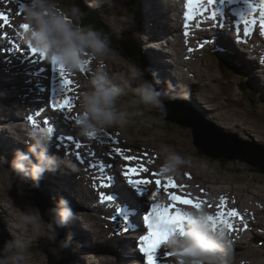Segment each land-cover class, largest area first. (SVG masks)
<instances>
[{"label":"clouds","instance_id":"clouds-1","mask_svg":"<svg viewBox=\"0 0 264 264\" xmlns=\"http://www.w3.org/2000/svg\"><path fill=\"white\" fill-rule=\"evenodd\" d=\"M112 0H91L90 8L111 6ZM22 24L20 36L29 48L36 49L50 63L62 66L68 74H79L88 68L90 75L87 86L81 92L77 109L79 119L75 121L79 136L88 138L91 133H103L109 129L125 130L137 123L138 117L147 125L152 118L146 113L167 114L165 102L180 99L171 81L161 80L151 68L135 64L122 67L121 71L109 70V64L116 63L110 37L91 25L82 23L85 11L75 2L69 7L65 0H22ZM106 13L102 12V18ZM264 40V36H262ZM250 59L257 60L264 72V47L253 46L248 51ZM91 60L92 65L85 61ZM151 77L150 79L148 77ZM27 150L15 149L10 167L0 160V167L7 170L12 184L16 183L20 193L24 187L36 189L46 172L54 173L61 167L73 172L76 164L66 155L51 151L54 128L48 124L22 127L21 132L10 131ZM22 133V134H21ZM161 171L179 176L181 170L193 162L175 149L161 145ZM9 214L6 230L10 239L0 246V264H28L30 247L34 239L48 243L49 252L59 261L70 246L69 233L60 238V230L77 220L70 202L60 196L55 206L41 213L34 204L23 208L4 205ZM187 219L182 232L169 236L163 247L173 253L171 264H232V241L226 229L213 226L209 220L212 213L206 208H186ZM45 216L47 219H45Z\"/></svg>","mask_w":264,"mask_h":264},{"label":"bare ground","instance_id":"bare-ground-1","mask_svg":"<svg viewBox=\"0 0 264 264\" xmlns=\"http://www.w3.org/2000/svg\"><path fill=\"white\" fill-rule=\"evenodd\" d=\"M169 1H171V0H169ZM155 2H158V0H155ZM172 2L175 3L174 0H172ZM175 5H176V3H175ZM213 9H214V7L211 6V10H213ZM209 12L210 11L205 12L206 20L209 19ZM0 13H3L4 15H6L8 17V21H9L8 24L11 23L13 16H14V13L7 14V13L2 12V10H0ZM173 13H174V15H176L178 17L179 22L176 24V27L179 30L173 32L172 40H174L173 41L174 46H175V44H177V46H179L178 43H176L177 42L176 39H177L178 35L180 34V30L183 29V27L180 25V21L183 22L184 26L185 25L189 26V25H187L188 19L185 18L183 10L180 8L179 5H177L173 9ZM211 15H212V11H211ZM228 16H229V14L227 13L226 16L223 17V21H226L228 19ZM257 17H259V15ZM201 18H203V17H200L198 20L196 19V22H198V24L202 28L205 29L206 26L208 25V23L203 25V23H201L202 22ZM168 21L170 22L171 20H169V18H168ZM171 22L173 23V21H171ZM21 24H22V22L18 25V27H20ZM208 26H212L213 28L216 27L215 24H212V25L210 24ZM18 27L14 25L13 29H10L7 26V24H5L3 21H0V34L2 35L6 32L9 33L12 31L14 34L13 33H10V34H13L15 37V38H12V36H9V35L8 36H6V35L0 36V38L3 39L4 43H5V47L0 46V53L7 52V54L4 56L0 55V65L3 64L6 66H9V65L18 64V67H24V62H25L24 56H28L29 60L33 63V58L35 57V55L32 53V51H30L29 49H27L26 47L21 45V44H23V41L21 42V44L16 42L19 39H22L20 36V31L22 28H18ZM256 29H257V32L260 31L258 28H256ZM209 35L211 36V34H209ZM219 35L220 34L212 33V36H219ZM139 38L142 39L141 35L139 36ZM156 44L158 45V43H156ZM173 50L175 52H177V54H175V55L178 56L180 50L177 47L173 48ZM14 51H16L18 53L15 54ZM158 51L162 52L163 50L161 49ZM159 52H156L155 54L152 53V63H153V60L156 59L155 61H156L157 65L159 66L161 71L164 70V71L171 72V71H169V69L171 68L170 64L167 65V63H168L167 57L162 58L164 56L163 55L159 56V54H161ZM37 57H38V59L34 63L35 65H34V68L32 70V75L36 76V80H34V83L36 84V87H39L40 92H39V89L36 88L35 92L31 93V96L33 94H36L39 96V94H40L41 99H42V101H41L42 104H36V103L30 101L31 97L26 98L27 103L29 102L28 107L23 108V109L15 107L14 111L16 114H15V118H12V120L14 121V123H20L23 126V125H25L24 123H26V125L29 123L33 124L32 120L29 119L31 117V118H34L37 121H39L37 124H40V125L48 124V125L52 126L54 128V130L60 134L63 141L68 143L70 145V147L72 148L73 151L69 150V151H66L65 153H63V151L60 150V155L61 156L66 155L68 158H70L76 164L77 170L75 172H73V171L63 167L62 173L58 169L54 173L46 172L45 173L46 178L43 177L45 182H48L52 186V188H55V191H56V186L58 184V185L63 186L65 189L66 188L69 189L72 193L73 188H71V187L69 188L68 186H71V183H73V180H76L77 177L79 180H82L85 177L86 180H88V182H90L92 185L100 186L101 183L107 182L109 177H112V179H113V177L115 175L114 171H117V169H118L121 172L122 178L126 181H128L129 178L146 179V180L152 181V184L147 185V186H142V187H147L148 192H151L156 196L155 202H157V203H165V204L171 203V201L169 200V198L167 196V192L170 191L173 194L180 195L182 197V199H192L195 202H203L202 207H206L212 213L213 216H217L221 212L228 213V212H231L233 210L236 211L237 215L226 217L231 222V224L233 225L232 229H229V228L224 227L223 225H220L221 227H224L226 229V231L228 232V234L230 236V239H232V235H234V238L237 239L236 241L232 242V246H234L236 244V242L241 243L232 250V253H234V252H240L241 253L243 247L246 246L247 241L250 238L249 233L252 232L253 230H258L259 228L264 227L263 219L260 217L261 215L264 214V206L259 208L258 210L257 209L253 210L250 206H248V205L254 204L253 198H255V197L245 195V194H247L246 192L242 196H240L238 194V192L232 188L230 189V191H229V188L223 189L220 192L221 194L217 195L216 191H215L217 189H215L213 187L211 188L208 186V185H215L216 182L210 183L207 180H203L202 182L198 181V179L201 178V176L199 175V173L197 171H195L189 167H188V169H186L184 167L181 170V174L179 176L165 174L164 172L161 171L162 161L160 163H158L153 158V156H155V154H159V149H157L158 147L157 148L152 147V149H151V148H146L143 146L139 149V151L141 152V155L130 154L126 150H124L125 148L120 146V143H122L123 140L129 141V139L125 136V134H121L123 132H120L118 129L117 130L116 129H109L106 132L99 133V134H97L96 138H89V137L84 138V137L79 136L76 132L75 121H76V118L79 116L77 104H78V100L80 98V93L79 94H75V93L83 90V84L80 82L79 79L72 78V77H70V75L68 73H66V78L71 81V84L69 86L70 90L64 92L63 97L70 99L73 107L71 108L70 111L65 110V111L61 112V111L54 109V112H53V110H52V112H50L48 106L52 105L51 101L47 102L46 105L43 102L44 95H45V93H44L45 87H44L43 83H45V81H46L45 80L46 59L39 56L38 54H37ZM238 58L241 60V63L244 65V63L242 62V61H245L243 59V57H238ZM86 64L91 66L92 62L90 60H88ZM153 69L157 73V76H158V72H157L154 64H153ZM192 71H194V70H192ZM84 72H85V77L88 78V75H90V71L88 70V68H86L84 70ZM179 73L180 72L177 73L175 71L171 72V74H173L177 78L170 77L168 80L173 81L175 83V92L176 93L181 95V93L184 92L181 95V97L183 98L185 95H187V92H188V91H186L187 84H185L181 79H179ZM12 75L14 76V79L6 81L5 84L10 83L9 84L10 87L12 89L13 88L16 89L22 83H20V81H17L18 80V74L16 71H13ZM183 75L184 74L180 73V78H182ZM40 79H42L41 81H43V83L39 82ZM60 80H61V78L59 79V81ZM164 82H165V80L162 81V83H164ZM244 83H246L247 85L250 84L249 82H244ZM23 85L26 87V86H29L30 83H27L25 81L23 83ZM7 87H8V85H7ZM182 90H185V91H182ZM22 92L24 94L28 93L26 91H22ZM45 97H48V93H46ZM262 97L264 99L263 93H262ZM15 98H16V96L14 97V101H12V103L15 102ZM51 99H53V98H50V100ZM57 99H60V97L57 96ZM20 102H24V99H21ZM1 104H2V101H0V105ZM2 105L5 107L8 106V104H2ZM34 105H40L39 108L37 109L39 116L37 115L38 113H34L35 111L32 110ZM213 110H216L219 113L218 109H213ZM196 112L198 114H200L201 116H203L207 122L214 124L218 130L221 129L220 126L216 125L217 124L216 122L209 120L210 116H211L209 113L205 114L208 117L207 118L206 116H204L202 114V112H200V111H196ZM151 114L157 115L156 113H152V112H151ZM220 116H222L225 121L228 120L227 121L228 123H229V121L235 120L232 115L221 113ZM42 119H45L46 121L45 122L40 121ZM162 120H165V119H162ZM165 123L169 126H173V125L179 126L178 123H174V124H173V122H171L172 124L169 122H165ZM237 128H244V130L246 132H248L252 135L256 134V131H254L252 128H250V130L254 131L255 133L250 132L248 130L247 125H245L244 123L240 122L238 124V121L236 122V125L234 126L233 130H235ZM9 131H10V128H9ZM10 134L12 135L11 132H10ZM12 137H13V135H12ZM54 139H55V135L53 134V140ZM89 139H92L95 142L94 143L88 142L87 140H89ZM100 140H104L105 143L101 144ZM13 141L16 145V148L21 149L18 141L14 138H13ZM191 141L195 144L194 137L191 138ZM240 141L244 143V141L242 139H240ZM57 142H58V144L62 143L60 141H57ZM7 143L9 145L12 144V142H10V141H8ZM116 148L121 149V151L123 152V156H119L115 151H113ZM155 149H157V150H155ZM26 150L27 149H25V151ZM125 156L132 157L133 159L126 160V159H124ZM216 160H218L220 163H226L225 162L226 160L222 159V158H219V159L216 158ZM92 165H96V166L93 167ZM100 165L105 166L103 172H101V170H100ZM221 165H224V164H221ZM142 166L148 168L149 171L147 173H144L141 171V172H137L135 174H133L130 171L131 169L141 168ZM68 171H71V172L68 173ZM65 172L67 173V175L72 176L71 182H70L69 177L67 175H65L66 174ZM125 172H128L127 176L124 175ZM2 173L4 174V178L8 176V173H4V172H2ZM86 174H89L90 176H92V181L86 176ZM157 174H159V175H157ZM168 177L173 178L177 187H175V188L165 187V188H163V191L165 192V194L160 195L159 193L156 192L155 181L157 179H159L161 181V185L164 186V185H167ZM4 178L2 180V183H3V181H4V183H6V179H4ZM8 178L10 180L9 176H8ZM56 179H60V180H58L59 182H57ZM245 188H247V187H245ZM4 189H5V187H4ZM131 189H133V188L131 187ZM124 190L126 191V189H124ZM59 191L61 193V190H59ZM62 193L64 194V196L68 197L69 199L73 198L72 194L69 193V191H64ZM190 194H192V195H190ZM143 197H144L145 201L153 202L152 197L148 196L147 192H145L143 194ZM221 197L224 198L226 203L221 201ZM57 198H59L58 195H57ZM57 198H55V199H57ZM92 199L94 200V202H96V201H97V203L99 202L97 197L94 195H92ZM139 200H142V199H139ZM139 200L138 201L136 200L137 204L139 205V204L143 203V206L147 212L149 209L148 205L144 204L143 201H139ZM114 202L117 203V201H114ZM124 202H128V199H125ZM128 206H130V205H128ZM71 207H74V206L72 205ZM133 207L134 206H132V208ZM179 207L186 209V208H190L191 206L179 204ZM132 208H126L125 207V208H122L119 210V211L127 214L128 217L130 215L131 218L127 219L124 222L120 221L119 219L116 220L113 223V225L116 226L114 230L119 228L120 231H123L127 234H129L131 232L133 222L135 221V219H134L135 217L133 216V209ZM75 210L76 209H74V212H75ZM76 212H77V214L80 213L79 210H76ZM87 212L88 211H85V213H87ZM239 214H240V216L238 218ZM82 215H83V212H82ZM242 215H245V217H246V219L244 221L241 220ZM80 222L81 223H79V224L77 223V224H78L79 228H80V226L82 228L83 222L81 220H80ZM142 228L143 229H141V232H142L141 234H143L146 231L145 230L146 226H143ZM83 234H84V238H88L90 240V245L92 247H99V245H97V241H94V238H93L94 235L88 234L89 236L88 235L86 236V234L82 232V235ZM94 237H95V240H97L96 239L97 236H94ZM137 237H140V236L137 235L136 238ZM137 242H135V244L136 243L138 244V248L140 250V239H138ZM131 243H132V240L129 238H128V240L124 239V238L118 239L117 237L111 238L110 235H108V239L106 241V247H108V246L113 247V245H114L115 251H113V252L115 254V258H113V260H112L113 262L115 261L114 264H119V263H117V261H118L117 259H119V258H121V264H126L124 258L129 259L128 255H126V254H127L128 248L131 245ZM248 247L250 248V246H248ZM248 247H246V249ZM253 247H255V246H253ZM261 249L264 251V247L261 246ZM138 252H136V253H138ZM165 252L162 249L160 251H158V253H165ZM240 253H238L235 257H233L232 264H249V262L245 261L244 259H242V260L238 259V255ZM139 256H140V254L136 255L137 264H139ZM105 257L107 258L108 255L106 254ZM158 258H159V256L157 254V259ZM159 260H160L161 264H171V262H169L165 259H159ZM108 263L112 264L111 261H109ZM254 264H258V263L254 262Z\"/></svg>","mask_w":264,"mask_h":264},{"label":"rangeland","instance_id":"rangeland-1","mask_svg":"<svg viewBox=\"0 0 264 264\" xmlns=\"http://www.w3.org/2000/svg\"><path fill=\"white\" fill-rule=\"evenodd\" d=\"M13 1H11L10 3H13ZM118 2H119L118 0H112V3H111L112 9H115V6ZM121 5L122 6H121V8H119V10H121L125 14L126 13V9H125L126 6L122 3H121ZM155 5L158 6L156 4V2H155ZM104 7L101 8V13H102ZM164 11H165V9H164ZM166 14H167V12H166ZM168 16H170L169 20H171V18L173 17V14L169 13ZM100 17L102 18V16H100ZM102 19L106 23L105 20L109 19V18L103 17ZM112 21L115 23L118 30H123V29H126L128 27V24H124L122 22V18H120V17H118V18L112 17ZM163 21L165 23H169L168 18L163 19L162 21H159L158 31L161 34H164L166 32V27H165L166 25L161 24V22H163ZM108 24H109V27L111 28L112 22L108 23ZM106 25H107V23H106ZM135 26H136V23L134 22L133 26L131 27V30H133L135 28ZM107 27H108V25H107ZM141 38H142V40L147 39L145 34H142ZM146 49L148 51V55L151 58V60H152V53L155 54L156 52H159L156 49L154 51V48L153 47L150 48L148 45H146ZM161 55L164 56L162 58L167 57V59H168V56L165 55L164 53L159 54V56H161ZM178 56L174 55V57H178ZM239 57H241V56H239ZM205 59H206L205 57L204 58L202 57V60H205ZM155 60H153V64H154V66L158 72L159 79L161 80V82L163 80L169 81L168 79L171 77V72L164 71V70L161 71ZM238 60L241 62V60L239 58H238ZM126 62H128V61H126ZM242 62L244 63L245 61H242ZM113 64H115L117 67V68H113V70H112L113 72L121 71L122 67L125 66L117 60H116V63H113ZM167 65H169V63H167ZM234 65L236 66L237 64L235 62H232V61H231V63H229L230 68L234 67ZM217 70H218V68L213 67V69H210V72L216 73ZM186 72L187 73H185L182 76V78H180V73H179V79H181L185 84H187L186 91H188V92L197 91L201 87V83H199L200 87H198V84L196 83V77L198 75L197 72L192 71V70H189V71L186 70ZM247 72H249V70H247ZM231 75H233V74H230L229 72L224 71V74L221 75L223 77L224 82H225L224 83L221 79H218L219 73L217 72L215 74V77L217 78V80H216L217 84L213 88L214 94L217 95L220 90L224 91L223 90L224 87L221 89V86H225V84H226V86H228L225 89V91L229 92V81L231 80V77H230ZM202 77H206V75L204 72L200 71L199 78H202ZM12 78H14V76ZM83 81L85 82L83 85L87 86V79H83ZM171 83H172V85L175 86V83L173 81H171ZM9 84H8V87L11 88ZM233 84L234 83L232 82V84L230 85V89L233 88ZM252 89L256 92L255 97H259L258 89L255 86L252 87ZM1 91H2V88H0V92ZM182 91H185V90H182ZM235 91L236 92L228 99V102L229 101L233 102L234 106H232V107H229L227 105H219V104L213 102L211 99H208V101L204 102V104H206L208 106V109H205L207 107L198 108V106H200L201 104L196 103V100H195L196 94H194L193 99L190 102V106H192L196 111L202 112V114L204 116H206L205 115L206 113H209L211 115L210 119L212 117L214 120L217 121L216 125H218L220 127L222 125L226 128L224 131V133L226 135H228L229 133H235L245 143L255 144L264 150V110H261V113H258L257 110L255 111L254 109H251V106L249 104V99L245 98L244 94L241 93L240 90L237 89ZM5 92L10 93L9 90H7V89L5 90ZM80 92L81 91H78L75 94H79ZM183 93H181V95ZM213 93L210 94L211 97L215 96ZM17 102H18V98H15V102H13V105L14 106L17 105ZM213 109H218L219 113H218V111L213 110ZM252 110L255 113H253ZM221 113L232 115L235 120L229 121V123H228L227 121H225L223 119L222 116H220ZM146 115L150 116V117H151V115L153 116V117H151L152 120L149 124L145 125V124L141 123V121L144 120L145 118L144 117H138L137 123L135 125L130 126L125 130H119L118 129L120 132H123V134H125V136L129 139V141L123 140V142L120 143V146L125 148L124 150H126L128 153L133 154V155L134 154L141 155V152L139 151V149L143 146L146 148H151V149H152V147H154V148L158 147L157 149H159V147L161 145H167V146L175 149L177 152H179L181 155L185 156L186 158H189L193 162V165L190 166L189 168H191V169H193L199 173L201 178H199L198 181L202 182L203 180H207L210 183L216 182L215 185H208V186L211 188L213 187V188L217 189V190L214 189L217 192V195L223 189L229 188V191H230V189L232 188V189H235L240 196H242L246 192L247 194H245V195L255 197V198H253V200H254L253 205L247 204L253 210H255V209L258 210L259 208L264 206V173L253 171L251 169V165L244 163L240 160H236V161H228L227 160V161H225L226 163H220V162L218 163V161L216 159L206 158L204 160V159H199L196 156L194 157L193 155H191L192 151L195 152L194 149H192V147L190 149H188V144H186V141H188V139H189V135L186 132H189V134L192 135V133H190L191 132L190 129H189V131L184 130V129L181 130L179 128V126L167 125L165 122H162V119H160L156 115H153L151 113H146ZM0 119H3V117H0ZM159 119H160V121H158ZM236 120L238 121V124L241 122V123H244L245 125H247L248 130L250 132L255 133L254 131H256V134L252 135V134L246 132L244 130V128H237V129L233 130V128L237 122ZM156 121H158V122L156 123ZM250 128H252L254 131L250 130ZM180 144H181V147L182 146L184 147L183 150L180 148ZM157 149H155V150H157ZM160 157H161L160 154H155V156H153V158L158 163H160L159 161H162V159ZM221 164H224V165H221ZM5 167H6V164H5ZM185 168L188 169V166H186ZM2 171L5 172L7 170L6 169L0 170V174L4 178V174L2 173ZM45 175L46 174H44L43 177L46 178ZM2 177H1V181L3 180ZM4 179H6V183H4V181H3V184L7 187V190L5 187V190H6L5 195L0 198V214H1V216L5 215L4 210H3L5 202L2 199L6 198V194H9L14 189L13 184H12V182L9 181L8 176L5 177ZM58 180H60V179H56L57 182H59ZM72 185H73V183H71V186H68L69 188L70 187L73 188L72 193L69 189H67V188L65 189L61 185H58L60 188L58 186H56V191H55V188H52L54 194L56 195L55 198H57V195H58V197L62 196V195H60L59 190H61V193L64 191H69V193H71L72 196L75 194L77 195V189L75 187H73ZM245 187H247V188H245ZM190 195H192V194H190ZM65 198L69 200L71 206H72V203L74 204L73 205L74 207H72L73 211H74V209L79 210L78 201L76 199L71 198L72 199L71 200L66 196H65ZM9 199L16 200L17 203H19L20 206H22V207L25 206V203L22 201H28V202L37 206V204L33 200L22 198L16 194L12 195L11 198H9ZM76 210L74 213L77 214ZM79 212L80 213L77 214V217L79 220L77 219V220L73 221V223L76 227L71 226L72 227L71 228L68 225V228H66L68 230V232H69V229L71 232L73 231L74 236H79L74 230H76V231L82 230L81 226H80V228L78 227V224L81 223L80 220L82 222L85 221L84 216L82 215V210H79ZM83 213H85V212H83ZM260 217L263 219V223H264V214L261 215ZM85 218L86 219H92V216L89 212H87ZM73 228H74V230H73ZM82 232H84V230H82ZM262 232L264 233V227L259 228L258 230H253L252 232L249 233L250 238L254 237L257 239V238H259L260 233L262 234ZM73 235H72V237H73ZM93 238H94V241H96L94 236H93ZM4 240H6L5 234L0 233V246L2 245V242ZM40 240L41 239H34L33 240L32 244H31L32 253H30L28 264H48V260H47L46 255H44V253L41 250H38ZM97 245H98V243H97ZM248 246H250V248ZM253 246H255V247H253ZM32 247L35 248L36 252H34ZM246 247H248V248L246 249ZM96 248L102 250V248L100 246L96 247ZM106 249H107V251L104 254H101V252H99V255H97V257H104L107 254L108 257L107 258L105 257L106 260L109 259V261H111V263L113 264L112 260H113V258H115V254L113 252V251H115L114 245H113V247L108 246V247H106ZM234 253L237 255L240 252H234ZM236 255H233V257H235ZM85 257L87 258L86 260H88L89 256H85ZM238 259L239 260L244 259L245 261L249 262V264H254V262H256L258 264H264V251L261 249V245L259 244V241H254L251 244H246V246L243 247L241 253L238 255ZM79 260H80V256H79ZM78 263H79V261H78Z\"/></svg>","mask_w":264,"mask_h":264},{"label":"snow or ice","instance_id":"snow-or-ice-1","mask_svg":"<svg viewBox=\"0 0 264 264\" xmlns=\"http://www.w3.org/2000/svg\"><path fill=\"white\" fill-rule=\"evenodd\" d=\"M20 10L22 12V0H17ZM209 4H216V0H206ZM260 5L262 6L259 11V20L256 19L255 14H253V18L251 20H244L243 21V32L242 35L244 37H251L253 34L256 33V25L259 24V35L264 36V0H260ZM206 11V10H205ZM201 15V11L199 9V0H188V13L187 18L191 21ZM217 12L213 11L212 16L210 17L211 20H216ZM0 21H3L5 24H7L8 17L4 15L3 13H0ZM21 28L26 29L27 25L21 24ZM236 32H241V26L237 25ZM32 53L38 54L39 56L45 58L42 54H40L36 49L31 48ZM87 63V61H85ZM53 66L56 67L57 71L59 72V75L61 77V80L58 82L59 87L53 88V92L56 93L57 96L60 97V99H56L55 97L52 99V107L55 110L58 111H65V110H71L73 107L72 102L68 98H64L63 94L64 92L70 90V84L71 81L66 78V72L63 69L62 66H58L55 63H51ZM83 71V69H82ZM39 116V113L37 114ZM32 120L33 125H37V120L34 118H29ZM79 117L76 118L78 120ZM96 133L89 134V138H96ZM101 144H104V140H100ZM113 151H115L119 156H123V152L121 149L116 148ZM124 159L130 160L133 159L132 157L125 156ZM95 167L96 165H92ZM105 166L100 165L101 172L104 171ZM133 174L137 172H144L147 173L149 170L146 167H141L137 169H131L130 170ZM125 176L128 175V172L124 173ZM159 175V174H157ZM110 180H112V177H109ZM128 185H130L133 189H135L138 193L143 195L145 192L148 193V196L152 197V203L150 205V210L148 209V215H145L143 217V221L147 223V229H148V235H144L140 239V251L143 252L144 256L147 257L148 264H157V253L160 251L163 247L165 241L167 238L176 232L180 231L182 232L184 222L187 219V213L184 211L183 208L179 207V204L188 205L194 208H201L203 202H195L192 199H182L180 195L173 194L172 192H167V196L171 203H157L155 202L156 196L148 192L147 186L152 184V181L146 180V179H132L129 178L127 181ZM156 185V192L160 195H164L165 192L163 191V188L165 187H171L175 188L177 185L175 184L172 177H168L167 179V185L162 186L161 181L157 179L155 181ZM110 185L107 183H104L101 185L102 188H107ZM101 202L105 201H111L113 198L110 195H105L101 193L100 196ZM221 201L226 203L223 197H221ZM237 215L236 211H231L228 213L221 212L217 216H209L208 219L213 221V226L215 227L218 225H223L226 228L232 229L233 225L231 222L226 218L228 216H235ZM169 256H173L174 254L169 252Z\"/></svg>","mask_w":264,"mask_h":264},{"label":"water","instance_id":"water-1","mask_svg":"<svg viewBox=\"0 0 264 264\" xmlns=\"http://www.w3.org/2000/svg\"><path fill=\"white\" fill-rule=\"evenodd\" d=\"M149 78H151V77L149 76ZM160 86H161V88H164L165 84L161 82ZM181 99H182V97L180 98V100ZM183 101L184 100H182L180 102L181 105H183ZM186 104H188V103H186ZM183 109L186 113H188L190 115L194 114L196 112L190 105L183 106ZM152 113H156L157 117H161L162 119H165V120H170L173 123H178L180 125L192 127L193 128V134L195 136L194 137L195 146L197 148H199L202 152L207 154L208 156H210L212 158H217V159L222 158V159H225L228 161H236V160L245 161L247 163L254 165L257 169H259V171L261 173H264V150L262 148H260L259 146L255 145V144H251V143H245L244 144L243 142H241L240 140H238L236 138H230V139L229 138H222V137L218 136L217 134H214L213 137H219V140H221V141H219V140H216L213 137H210L209 135H207V133L203 130V128L201 126H196V125H193L189 122L179 120L178 118H176L174 116L168 115V113L166 115H163V114H160L157 112H152ZM151 117H153V116L151 115ZM210 124H211L213 129L218 130L214 124L209 123V125ZM202 126H205V125L203 124ZM208 129H210L212 131V129L210 127H208ZM229 144H235V146L238 148L236 149L233 146H229ZM250 156H252V157L255 156L256 158H252ZM261 157H263V159H261ZM257 158H260L261 160H258ZM39 187L41 189L48 190V188L45 187V185L43 183H41L39 185ZM13 188H14V190L11 191L10 193H12L13 195L16 194V195H18L22 198H25V199L33 200L34 202L37 200L31 196L33 191H36V193H38L36 195V197H42L43 199L45 197H47V196H45V194H41L36 189H28L29 191L27 190L26 192L23 190V194H21L16 183L13 184ZM50 200H51V198H50ZM22 202H24L25 205L30 203L28 201H22ZM39 203H41V206L39 209L41 210L42 214L44 213L45 210H43V209L46 206L52 207V206L48 205V202L46 200L39 201ZM30 204H32V203H30ZM37 206L39 207V205H37ZM42 207H43V209H42ZM45 219H47L46 216H45ZM66 230H67L66 228L60 230V238L61 239H66L68 237L69 232H68V230L67 231ZM67 232H68V234H67ZM85 239H86V244L89 247L90 246V240L88 238H85ZM81 245H83L85 247L84 242H82ZM38 250H41L44 253V255L47 256L48 264H78L77 263L78 260H76L77 256H75L70 251V246L65 251V253L63 254L62 258L59 261H57L50 254L49 245L46 241L40 240Z\"/></svg>","mask_w":264,"mask_h":264},{"label":"trees","instance_id":"trees-1","mask_svg":"<svg viewBox=\"0 0 264 264\" xmlns=\"http://www.w3.org/2000/svg\"><path fill=\"white\" fill-rule=\"evenodd\" d=\"M85 24H87V25H90V24H94L95 26H96V23H95V21H93V20H91V19H86L85 20ZM243 83V82H242ZM246 84V83H245ZM250 85V84H249ZM248 85V86H249ZM255 85V84H254ZM246 86H247V84H246ZM255 87H257L256 85H255ZM243 91H245V88L244 89H242ZM251 97V99H252V101H253V96H250ZM261 97H262V93H261ZM263 98V97H262ZM263 100V99H262Z\"/></svg>","mask_w":264,"mask_h":264}]
</instances>
